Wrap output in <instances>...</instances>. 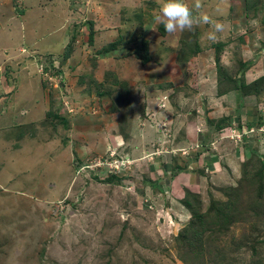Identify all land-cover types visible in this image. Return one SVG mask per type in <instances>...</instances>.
I'll return each mask as SVG.
<instances>
[{
    "label": "rangeland",
    "instance_id": "1",
    "mask_svg": "<svg viewBox=\"0 0 264 264\" xmlns=\"http://www.w3.org/2000/svg\"><path fill=\"white\" fill-rule=\"evenodd\" d=\"M163 2L0 0V264H264V0Z\"/></svg>",
    "mask_w": 264,
    "mask_h": 264
},
{
    "label": "clouds",
    "instance_id": "2",
    "mask_svg": "<svg viewBox=\"0 0 264 264\" xmlns=\"http://www.w3.org/2000/svg\"><path fill=\"white\" fill-rule=\"evenodd\" d=\"M202 7V0H195L193 6H190L187 0H164L159 6V12L154 16V23L163 25L169 34H175L177 31H194L200 23L209 24L212 31L208 33V39L214 43L218 42V34L224 31V25L206 13L199 12L198 15H194V10L198 11Z\"/></svg>",
    "mask_w": 264,
    "mask_h": 264
},
{
    "label": "trees",
    "instance_id": "3",
    "mask_svg": "<svg viewBox=\"0 0 264 264\" xmlns=\"http://www.w3.org/2000/svg\"><path fill=\"white\" fill-rule=\"evenodd\" d=\"M144 60H145V62H146L147 58H144ZM252 84L255 86L254 89H250V88H249L250 90H249V89L247 90V87H246V86H243V87L241 86V88H243V90H244L245 92H246V91H247V92H251V91H256V90H260V91H261V88L257 85L256 82H253ZM243 85H245V84L243 83ZM248 85H250V84H247V86H248ZM235 88H236V87H235ZM241 88H238V89L240 90ZM236 89H237V88H236ZM215 216H216V217H215ZM219 216H220L219 214H215V215L211 218V220H213V219H219V218H220ZM209 222H210V220H209ZM209 222H208V223H209Z\"/></svg>",
    "mask_w": 264,
    "mask_h": 264
},
{
    "label": "crops",
    "instance_id": "4",
    "mask_svg": "<svg viewBox=\"0 0 264 264\" xmlns=\"http://www.w3.org/2000/svg\"><path fill=\"white\" fill-rule=\"evenodd\" d=\"M7 53V52H6ZM7 55V54H6ZM0 58L2 59L3 57L0 55Z\"/></svg>",
    "mask_w": 264,
    "mask_h": 264
}]
</instances>
